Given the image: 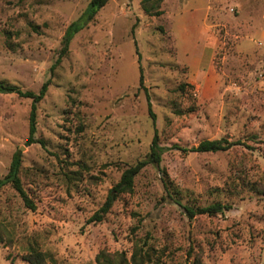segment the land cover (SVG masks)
I'll use <instances>...</instances> for the list:
<instances>
[{"label": "rangeland", "instance_id": "rangeland-1", "mask_svg": "<svg viewBox=\"0 0 264 264\" xmlns=\"http://www.w3.org/2000/svg\"><path fill=\"white\" fill-rule=\"evenodd\" d=\"M89 1L0 0V81L48 83L29 145L31 99L0 93V179L19 151L35 206L0 189V264H29L31 247L67 264L129 261L135 246L151 264H264V0H151L149 13L141 0H108L56 64ZM154 136L159 165L90 221ZM212 139L235 144L181 150ZM216 202L229 208H182Z\"/></svg>", "mask_w": 264, "mask_h": 264}, {"label": "trees", "instance_id": "trees-1", "mask_svg": "<svg viewBox=\"0 0 264 264\" xmlns=\"http://www.w3.org/2000/svg\"><path fill=\"white\" fill-rule=\"evenodd\" d=\"M108 0H90L85 11L74 21L70 22L66 27L63 37H62V48L60 50V54L56 60L59 62L61 57L67 52L69 48V44L72 38L78 33L81 29H83L86 24L93 19L98 10L107 3ZM151 0H141L142 9L145 13H149L151 7L147 5ZM159 2L160 0H156ZM161 11H155L154 14L159 15ZM140 57L138 55V61ZM143 75L141 67L139 66V84L142 86L143 84ZM48 83L44 82L40 89L37 92L31 90H23L18 86L11 85L0 81V93H14L20 97L31 99V108L29 112L28 118V136L26 138V144L29 145L35 142L34 134L36 132V104L43 98L46 93ZM148 111L152 118H154V114L151 111V105L148 101ZM233 142H229L225 139H212V140H202L196 146H192L188 149H181L183 151L188 152H217L223 151L230 148ZM164 152V147L160 146L157 141V137L154 136L149 151L145 155L144 158L136 161L134 164L125 167L119 180L109 189L105 201L99 210L94 213L90 217V221H100L103 216L110 210L111 206L115 202V200L121 195L125 193H129L133 189L134 179L137 174L147 165H159L162 154ZM20 153L17 151L11 160L8 172L5 176L0 179V189L5 185H10L12 188L18 193L21 198L23 204L29 208L34 209L35 206L32 203V200L29 198L27 192L23 189L20 178H19V170H20ZM183 210L187 214L188 217H194L197 214H208L213 215L218 212H221L224 209H228L229 205H223L219 202L214 204H210L203 207H190V206H182ZM188 256H191L189 253ZM100 257H102V261H100ZM24 260L29 264H67L62 261H58L53 257H47L45 253L38 250L35 247H31L29 251L24 255ZM97 264H151L152 259L150 256V252L148 250H143L141 246H135L131 252L129 261H126L125 257L114 254H104L100 253L96 259ZM185 264H202L199 258H193L192 260H188Z\"/></svg>", "mask_w": 264, "mask_h": 264}]
</instances>
